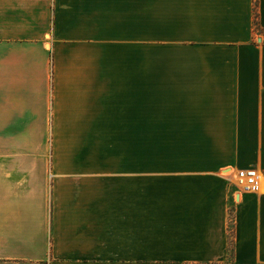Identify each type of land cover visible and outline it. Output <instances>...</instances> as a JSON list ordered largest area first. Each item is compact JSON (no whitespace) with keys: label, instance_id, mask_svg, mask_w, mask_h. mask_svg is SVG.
<instances>
[{"label":"crops","instance_id":"0c3cea01","mask_svg":"<svg viewBox=\"0 0 264 264\" xmlns=\"http://www.w3.org/2000/svg\"><path fill=\"white\" fill-rule=\"evenodd\" d=\"M50 5L61 56L64 44H98L102 62L94 78L75 69L77 87L72 70L54 68V90H79L82 103L94 92L98 114L142 122L146 139L168 141L157 166L144 164L140 196L134 165L120 168L128 173L108 193L103 185L90 193L98 179L79 180L75 191L65 179L70 185L58 194L53 185L47 198L25 184L29 168L0 162V264H264V192L231 184L238 170L256 169L262 190L264 0L258 17L255 0ZM9 74L10 83L0 77V122L18 108L9 110L2 92L22 101L23 74Z\"/></svg>","mask_w":264,"mask_h":264},{"label":"rangeland","instance_id":"374dc122","mask_svg":"<svg viewBox=\"0 0 264 264\" xmlns=\"http://www.w3.org/2000/svg\"><path fill=\"white\" fill-rule=\"evenodd\" d=\"M50 2L0 0V73H8L0 77L10 83L14 77L10 72L18 70L19 75L23 74V91L19 92L22 101L16 100L15 90L2 92L7 94L9 110L10 105L16 106V103L18 108L14 107L7 121L0 122V162L22 163L25 169L29 168L24 174L33 182L25 184L39 187L47 198L53 194V185L57 186V194L70 185L58 182L65 179L73 180L74 191L85 184L79 180L98 179L99 182H88L90 193L101 185L108 193L117 185L111 180L118 174L128 173L120 168L134 165L136 195H143L144 164L157 166L160 144L166 145L168 140L146 139L142 122H113L111 113H106L104 108L98 114L94 92L89 91V96L93 93V97L82 103L77 97L83 93L79 90H54V68L72 70V84L77 87L75 69L77 72L86 69L94 78L102 62L96 57L98 44H64L61 56L60 44L52 42L49 35ZM71 47L69 58L67 52ZM83 104L88 106L82 107ZM130 173H134L133 170ZM257 173L262 174L259 170ZM234 183H231L234 190L244 193L243 183ZM262 191L264 177L262 190L255 194ZM232 223H229L231 253Z\"/></svg>","mask_w":264,"mask_h":264},{"label":"built area","instance_id":"2783aa9c","mask_svg":"<svg viewBox=\"0 0 264 264\" xmlns=\"http://www.w3.org/2000/svg\"><path fill=\"white\" fill-rule=\"evenodd\" d=\"M232 176L231 174H228V178ZM237 176L242 180L245 181L244 186V192H256L258 189V176H257V170L256 169H245V170H238ZM230 179V178H229Z\"/></svg>","mask_w":264,"mask_h":264},{"label":"bare ground","instance_id":"6f19581e","mask_svg":"<svg viewBox=\"0 0 264 264\" xmlns=\"http://www.w3.org/2000/svg\"><path fill=\"white\" fill-rule=\"evenodd\" d=\"M257 176H258V173H257ZM235 181L237 182V183H239V181H240V183H243V185L245 186V181L244 180H242V182H241V179H235ZM239 183V184H240ZM258 184H259V186H258V189H257V191L256 192H258L259 190H260V187H261V184H260V180H259V176H258ZM243 185H241L243 188H244V186ZM249 192H251V191H248V193ZM256 192H252V193H256Z\"/></svg>","mask_w":264,"mask_h":264},{"label":"trees","instance_id":"16d2710c","mask_svg":"<svg viewBox=\"0 0 264 264\" xmlns=\"http://www.w3.org/2000/svg\"><path fill=\"white\" fill-rule=\"evenodd\" d=\"M257 6H258V0H255V17H258V13H257Z\"/></svg>","mask_w":264,"mask_h":264}]
</instances>
